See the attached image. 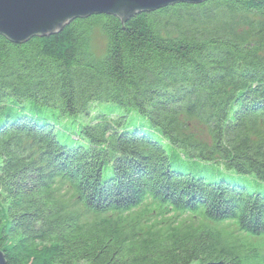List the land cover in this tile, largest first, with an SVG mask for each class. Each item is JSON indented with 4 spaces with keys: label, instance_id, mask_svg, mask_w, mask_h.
Here are the masks:
<instances>
[{
    "label": "trees",
    "instance_id": "obj_1",
    "mask_svg": "<svg viewBox=\"0 0 264 264\" xmlns=\"http://www.w3.org/2000/svg\"><path fill=\"white\" fill-rule=\"evenodd\" d=\"M201 220L264 240V0L0 35L7 264H264Z\"/></svg>",
    "mask_w": 264,
    "mask_h": 264
},
{
    "label": "water",
    "instance_id": "obj_2",
    "mask_svg": "<svg viewBox=\"0 0 264 264\" xmlns=\"http://www.w3.org/2000/svg\"><path fill=\"white\" fill-rule=\"evenodd\" d=\"M208 0H0V35L15 44L61 32L75 19L114 15L122 21L170 5ZM0 264H7L0 249Z\"/></svg>",
    "mask_w": 264,
    "mask_h": 264
},
{
    "label": "rangeland",
    "instance_id": "obj_3",
    "mask_svg": "<svg viewBox=\"0 0 264 264\" xmlns=\"http://www.w3.org/2000/svg\"><path fill=\"white\" fill-rule=\"evenodd\" d=\"M92 45H93V49L95 51V54L98 57L105 54L106 49H107V37L104 34V32L102 31V29H100L99 27H96V29L93 31ZM197 127L199 128V126H197ZM195 129L196 128L192 129L191 131L194 132ZM192 215L193 214L185 213L184 217H186V216L192 217ZM197 218H198L197 216H194L192 219L194 225H197L198 223H200ZM201 222H202L203 227H205V225H204L205 223H207L211 228L224 229L225 227H228L226 229L228 231H232L234 233V235L240 239L239 241H242L243 243H246V244H248V243L253 244L264 255V240L263 239L245 236L244 234H241V233L239 234L236 227L230 223H223V224L216 225V224L209 223L205 220H201ZM247 250L248 249L245 248V251H247ZM193 264H198V263H193Z\"/></svg>",
    "mask_w": 264,
    "mask_h": 264
}]
</instances>
